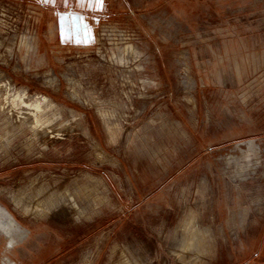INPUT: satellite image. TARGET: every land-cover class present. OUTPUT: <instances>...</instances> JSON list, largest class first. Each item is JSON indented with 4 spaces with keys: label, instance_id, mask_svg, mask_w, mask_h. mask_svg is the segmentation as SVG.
I'll return each mask as SVG.
<instances>
[{
    "label": "rangeland",
    "instance_id": "1",
    "mask_svg": "<svg viewBox=\"0 0 264 264\" xmlns=\"http://www.w3.org/2000/svg\"><path fill=\"white\" fill-rule=\"evenodd\" d=\"M95 7L0 0V264H264V0Z\"/></svg>",
    "mask_w": 264,
    "mask_h": 264
},
{
    "label": "flooded vegetation",
    "instance_id": "2",
    "mask_svg": "<svg viewBox=\"0 0 264 264\" xmlns=\"http://www.w3.org/2000/svg\"><path fill=\"white\" fill-rule=\"evenodd\" d=\"M46 3L51 10L61 16L62 24L71 26V31L73 25L81 24L86 18L100 16L101 13L100 9L95 7V0H46ZM64 34L67 37L68 34ZM6 214L8 215V211Z\"/></svg>",
    "mask_w": 264,
    "mask_h": 264
},
{
    "label": "bare ground",
    "instance_id": "3",
    "mask_svg": "<svg viewBox=\"0 0 264 264\" xmlns=\"http://www.w3.org/2000/svg\"><path fill=\"white\" fill-rule=\"evenodd\" d=\"M61 195H63V197H64V203H66L67 205H69L72 208L79 209V205L71 193L66 195L65 192H62ZM13 200L16 201L15 199H13ZM99 201H102V200L99 199ZM0 226H1L0 232H1V230L3 232L5 230V231H8L9 233H13V234L15 233L16 235L24 236L23 232H25V231L23 230V228L20 227V225L13 219V217L9 213H8V215L6 214L4 207H0ZM8 232H6L7 236L9 235ZM120 264H123V263H121V261H120Z\"/></svg>",
    "mask_w": 264,
    "mask_h": 264
}]
</instances>
